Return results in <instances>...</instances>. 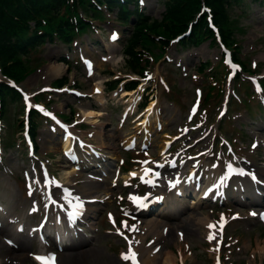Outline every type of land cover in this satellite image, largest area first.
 <instances>
[{
    "label": "rangeland",
    "instance_id": "obj_1",
    "mask_svg": "<svg viewBox=\"0 0 264 264\" xmlns=\"http://www.w3.org/2000/svg\"><path fill=\"white\" fill-rule=\"evenodd\" d=\"M148 8L149 11L151 8L157 7L155 11V15L157 17H161L162 13L165 11V8L159 4L157 5V0H148ZM155 7V8H156ZM260 7L254 6L250 12V16L243 19V21H239L241 26H248L245 28V33L242 35L237 34L238 37H242V45H243V53L249 55V59L254 62L260 61L261 64L258 65V71L260 73H264V25L259 23L258 14L254 13L256 9ZM102 27H96V30H91L90 32L96 37L97 42L92 43L89 41L88 33H85L81 37V43L78 41L77 45L70 51V56L75 60L71 61L70 68L67 64H65L61 60L62 54L68 53V47H65L61 43H56V46H53L51 51V60H49L46 65L42 67V69L35 71L30 76H28L24 81V86L32 92H36L42 85H47L56 80L58 77L70 78V82L67 83L66 86L71 85L83 89L85 93H87V97L84 99L75 97L70 91H56L53 92L52 96H47L45 101L48 99L51 100V106L53 111L63 112L68 114L69 117L82 119L85 117V121L89 122L90 126L85 128L88 132H92L95 130V140L101 147L106 148L105 150L109 151L113 159L119 158V148L118 143H112L116 141H121L124 136L132 132V127L128 128L126 131L123 128L119 127V121L110 122L109 116H112L114 119L120 115L119 112L114 109L116 104H126V101H123L122 93L116 94V92L110 91L116 86V81L112 80L113 75L121 77V79H125V77L135 75H130L128 71L131 69V64L126 61L124 53H122L123 49V41H120L116 46L111 45L107 42V38L100 35V33H107L112 27L118 28L122 31L124 37H126L127 33L124 31L123 27L119 25V23L115 20L111 19V22H100ZM100 23H98L100 25ZM81 44H83L81 46ZM171 58L174 59V63L172 64H164L162 60L158 62L157 65H154L153 74H155V78L150 82L152 85H156L161 92V99L164 102V94L165 90L160 83V80L157 79V75L160 72L168 71L176 76L180 77V83L192 88V86L202 85L203 79L198 74L199 78L192 77L193 74L196 73V68L200 61L209 59L212 61V65L219 60L220 57V49L216 45H210L209 42H206L201 45L199 48H192L188 50L187 48H181L179 51L175 49V44H170L168 50ZM89 53L95 56V71L91 75L86 73V70L82 68L78 56L85 55L87 56ZM83 54V55H82ZM182 60L185 64L191 66L190 76L183 78V73L181 69H178L176 63ZM258 72V73H259ZM259 73V74H260ZM132 74V73H131ZM222 77L223 87L228 85V80ZM205 89L208 88V85L213 83L211 78L205 79ZM93 85H98L102 90L98 92V94H94ZM241 90L247 93V100L242 102L247 110L250 111L251 114L255 115L256 113L262 111L264 109L263 105L259 103L256 98H259L258 94L254 91H251L250 83L241 81L240 82ZM122 87V86H121ZM121 91V90H120ZM119 91V92H120ZM214 92V90H213ZM187 94L191 96H187V98L194 97L193 91H187ZM148 96L147 94H145ZM242 96V95H241ZM220 101H213V105L211 107V117L212 123H218V118H221L218 113L221 105ZM242 104L239 101L234 100L232 103V110L228 116L237 117L236 113L238 110H242ZM70 105L74 106L73 112L70 110ZM15 106L11 104V109L8 111L9 119L5 121V129L3 130L5 134L11 133L14 131V138L12 139L15 142V146L7 145L5 147V151L2 155V160L0 159V201L4 204H7L12 198L14 201L20 198V206L17 210L18 217L15 222L8 225V227L3 228L5 231L6 237H11L12 242L15 244L12 246L9 241L6 240L4 234H0V264H37L34 258L31 257V253L34 250L33 243H27L24 239L26 236L17 235L15 230L18 226L16 223L23 222L26 220L28 211L29 214H34L41 211H45V194L41 197L40 202L37 201L35 194H38L37 186L33 190L34 194L26 197L25 192V180L21 176V170L17 171V173L12 174L10 171H5L2 166L9 165L12 166L13 169H16L18 166L23 167L24 162H28V158L24 152L23 147L19 145V133L16 134L18 126H19V114L20 110H17V114H13ZM203 109V108H201ZM88 110H95L93 112V116L86 117L85 114H89ZM101 114H100V112ZM167 111L169 114L174 115V118L179 116L180 110L178 108H174L171 111L169 109H164V118H167ZM241 112V111H239ZM227 116V117H228ZM229 118V117H228ZM244 116L241 119L243 120ZM217 119V120H216ZM229 118L223 125L224 130H230V132L236 133L238 136L242 135L243 132L233 125V123ZM247 120V118H244ZM9 120L11 123L15 124V127H12L9 124ZM180 122L177 123L179 125ZM50 126H53V123L48 121L42 122L41 125L37 129V144L39 146V153L43 155L46 159H48L49 164L57 173L58 181H67L71 182L76 189L80 191L81 194H96L99 198L105 199L101 204H98L95 208H91V215H94L96 225H94V230L89 231V234L94 236V238L90 239V243L87 246L77 247L83 248L78 250H71L72 255L66 257L61 254V264L62 262H68V260L72 257H75L73 261L68 264H125L119 259L118 252L122 249L123 243L119 238L109 232V228H111L109 222L106 219V211L110 207H114L116 205V201L113 202V199H107V195L110 193H118L122 190L120 185H116V181L108 182L104 184L99 180H91L90 173L72 170L71 167L68 166V163L65 160H68V156L64 153V148L59 144L58 140L54 135L50 132ZM166 128V127H165ZM166 133L176 132V129L167 128ZM159 134V133H156ZM231 141L233 142L234 148L237 151H240L239 144L237 143L234 137H231ZM80 144V154L85 156L83 144L80 141H77ZM115 146L116 150H112L111 145ZM248 154V153H246ZM250 154V152H249ZM116 157V158H115ZM225 160V159H224ZM223 160V161H224ZM226 164V162L224 161ZM23 169V168H22ZM91 169V168H89ZM84 170V169H82ZM31 191V189H30ZM106 196V197H105ZM107 200V201H106ZM30 202L32 204H30ZM234 209L229 214V210L219 211V208L216 207V215L218 217V227L222 225V221L224 222L225 231V243L222 247L221 251V260L222 264H231L233 260L242 261V264H255V261H259L264 256V225L259 222L258 218H250L245 215L247 212L244 205H236L233 207ZM33 209V210H31ZM114 209V208H113ZM116 211V210H115ZM55 212V211H54ZM212 212L210 207L205 208L203 206L195 209V214H206ZM118 213V211H116ZM223 213L225 215H223ZM35 214V216H37ZM239 214V215H236ZM187 214L185 216H181L177 218L175 221L181 223L180 228L185 233V241L188 242L189 246H185V244L181 241L176 240L179 243H170L167 240V244L172 248L174 254L171 257L178 264H218L217 257H219V253L216 250V239L217 236L216 231L208 230L202 223H196L192 218H187ZM239 216H243L240 218ZM40 217H37L36 223H39ZM172 221V222H175ZM18 224V225H19ZM223 226V225H222ZM171 230V229H170ZM173 231H170L169 234L173 235V238L176 239V235ZM214 235V239H208L209 234ZM153 234H150L149 237H153ZM167 236V235H165ZM25 241L27 244L26 249H22L23 242ZM89 241V238H85L79 241V244H84ZM179 244V245H178ZM182 248V252H180V247ZM163 249V248H162ZM68 250V249H66ZM159 252H162L160 250ZM185 252V255L182 253ZM264 258V257H263ZM164 259V255L161 256L157 264H162Z\"/></svg>",
    "mask_w": 264,
    "mask_h": 264
},
{
    "label": "trees",
    "instance_id": "obj_2",
    "mask_svg": "<svg viewBox=\"0 0 264 264\" xmlns=\"http://www.w3.org/2000/svg\"><path fill=\"white\" fill-rule=\"evenodd\" d=\"M61 1V0H60ZM81 4L85 7L88 0H80ZM214 4L219 5L216 0L212 1ZM65 2L59 0H0V56H9V58L16 59L18 51L23 49L21 38H26L30 33H35L31 38L38 35V29H43L44 33H50L57 27H62L64 34H73L74 23L71 17L69 5H65L66 9L62 11V5ZM191 3V6L195 5ZM171 11L165 18H176L182 21L185 13L179 9V6L172 4ZM36 14L32 16V14ZM220 15V14H219ZM50 19L48 20L44 19ZM222 19V18H221ZM35 20L38 25L33 30L28 21ZM79 22L82 24L80 17ZM43 36V35H42ZM22 66L21 60L13 62L12 64L5 63L4 70L10 75H14L18 79L21 78V73L17 68Z\"/></svg>",
    "mask_w": 264,
    "mask_h": 264
},
{
    "label": "snow or ice",
    "instance_id": "obj_3",
    "mask_svg": "<svg viewBox=\"0 0 264 264\" xmlns=\"http://www.w3.org/2000/svg\"><path fill=\"white\" fill-rule=\"evenodd\" d=\"M117 35H118L117 33H113L112 39H116ZM86 63L89 64V66L91 65V61H86ZM97 91H99V89H97ZM255 146L256 145L254 144L253 147H255ZM143 163L147 164L148 162L144 161ZM228 167L231 169L232 165L229 164ZM238 171H239V169H238ZM145 172L146 173L153 172V169L146 168ZM132 175H136V173H133ZM155 175H159V173L156 172ZM148 182L149 183H153L152 180H148ZM206 194L207 193H205V195ZM131 199L135 203H137L140 207H146L147 206V204L145 202V200H146L145 197H140V196L134 195V196L131 197ZM156 199L160 200V199H163V197L158 196V197H156ZM77 201L78 202H77L76 207L77 208L82 207V201H79L78 198H77ZM236 215H239V214H236ZM252 215L256 216L258 214L256 212H253ZM259 215L264 216V213H261ZM113 222L115 223V221H113ZM221 223H223V221ZM123 224H124L125 227H128L127 221H124ZM131 227L133 229H135V225H132ZM208 227L210 229H214L216 227V225H215V223H211V224L208 225ZM117 231H120V229L118 228ZM121 234L123 235V233H121ZM207 238L212 240V239H214V235L210 233ZM9 243H12V241H9ZM136 243H139V241H136ZM149 243H152V242L149 241ZM33 255H35L36 258L42 262V264H56V261H55V255L56 254L55 253H49L47 255H41V254H33ZM121 255H122V257L125 260H129L130 259L133 262V264H139V261L137 260V255L138 254H137V252L135 250L131 249V247H130L129 251L123 252V253H121Z\"/></svg>",
    "mask_w": 264,
    "mask_h": 264
},
{
    "label": "bare ground",
    "instance_id": "obj_4",
    "mask_svg": "<svg viewBox=\"0 0 264 264\" xmlns=\"http://www.w3.org/2000/svg\"><path fill=\"white\" fill-rule=\"evenodd\" d=\"M67 147H70V142L67 141L66 144ZM195 207V206H194ZM189 216H191L195 221H204V224L205 225H209L211 224V217L210 216H196L193 214V212H190L189 213ZM171 222L169 220H163L161 221L159 218H156V217H153V218H150L148 219V222H147V228L148 230L150 231H153V232H156V234H159V236H163L164 233L167 231L166 229L169 228V225L171 226ZM176 226H180V224L176 223V224H173V227L172 228H175ZM170 237H172V235H169ZM172 241V240H171ZM147 248L145 246H141L140 247V251L141 253H143V250ZM168 248V251H166L167 255H170L171 256V250H170V247L167 246ZM140 253V252H139ZM142 259H143V263L144 264H155V261H157V257H155L154 259H148L147 257H145V254L142 255ZM173 259L169 256L166 257V260L164 261V264H168L169 262H171Z\"/></svg>",
    "mask_w": 264,
    "mask_h": 264
}]
</instances>
